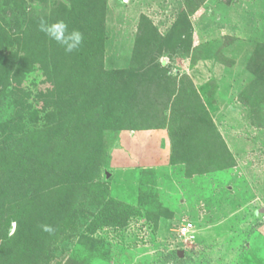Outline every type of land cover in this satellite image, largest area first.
<instances>
[{"label":"rangeland","instance_id":"1","mask_svg":"<svg viewBox=\"0 0 264 264\" xmlns=\"http://www.w3.org/2000/svg\"><path fill=\"white\" fill-rule=\"evenodd\" d=\"M71 1L0 0V150L25 151L14 168L0 151V264H264V0H87L99 34L84 66L38 27ZM143 20L157 30L158 68L194 83L214 124L198 143L222 146L219 158L170 164L168 130H145L148 115L108 127L86 108L65 116L84 91L100 102L105 80L116 100L147 79L148 62L133 63ZM88 124L99 130L90 174L58 149L60 135ZM184 223L188 240L177 236Z\"/></svg>","mask_w":264,"mask_h":264},{"label":"trees","instance_id":"2","mask_svg":"<svg viewBox=\"0 0 264 264\" xmlns=\"http://www.w3.org/2000/svg\"><path fill=\"white\" fill-rule=\"evenodd\" d=\"M79 1V3L78 1H71L70 7L63 6L58 8L53 16L54 18L57 17L59 20H65L69 24L70 29H77L83 33L84 40L82 47L79 51L71 54H66L63 48L51 41L52 49L56 50V53L60 52L59 57L62 56L64 58L63 60L72 63L73 66L92 64V58L94 57L93 50L95 48L94 43H97L96 37L99 34V27L96 24L98 20H96V17H98L99 14L96 11L97 8H94V6H98V4L92 3L91 5V2L88 3L87 0ZM97 39L102 41L103 36ZM89 40L90 42L88 43ZM156 41H158L157 30L152 27L148 20H143L136 36L133 63L137 65V62H148V64L145 63L144 66L148 67L149 73L151 72L147 79L145 81L136 80L134 86L136 89L134 90L133 88L127 95H125V93L123 98H117V101L114 99L117 96L115 92L118 90L108 88L111 82L105 80L103 84L105 94L99 97V100H101L100 102L84 91L79 102L67 107L69 113H66L65 116L72 115L77 117L86 108L84 116H87L89 112V119L94 122L95 116L98 114L99 117L101 116V123L105 127H108L114 125L120 126L123 124H131L132 126L134 118L148 115L149 119L155 124H152L151 127H146L145 130H168L171 146L170 164L175 165L180 162L181 158L187 159L190 153H198L200 151L206 152V155L208 154L211 156L212 154L214 158H219L218 154L222 146L218 148L216 153H210L209 150L211 148L204 147L198 143L201 142L203 144V132L205 133L206 130L213 129L214 124L194 83L187 77L186 80L182 79L177 82V79L168 76L164 68H158V54H155V47L152 46V43ZM26 44L25 50L26 53H28L30 42H26ZM141 49L146 51L143 57ZM148 52H150V56L151 53L154 52L152 58H147ZM60 68L61 66H56L55 71ZM154 69L157 72H154ZM61 78L64 83H67L68 80L66 79L68 78L66 76ZM98 89L96 97L102 94ZM58 91L51 92V94H57ZM92 100L95 101L94 104H92ZM98 103H101V107L97 108ZM80 107L81 109L79 110ZM67 118L72 119L71 117ZM90 126L91 125L88 124L87 127H84V129L80 130L81 132L76 134H72L73 131L69 129L67 133L59 136L60 143L58 146L59 154H61L63 160L74 162L79 168L87 169V174H90L89 167L91 165L88 163L90 162V154L96 147L94 139L97 140V132L99 131H97L96 126H94V129L89 130ZM91 128H93V126H91ZM143 128H145L144 125L140 127V129L144 130ZM77 134H80V137H77ZM183 135H186L185 139H181ZM219 144L222 145L221 142H219ZM0 151L1 156L8 152H10L9 155L11 157L13 156V160H8L6 157V161L11 167L14 168L17 166L16 161H20L22 164L24 163L23 155L25 151L23 147L18 146L14 149L13 147L3 146ZM15 157L17 160L14 159ZM59 164H63V162L60 160ZM22 167L24 168V166ZM79 175L82 176V173ZM0 193H3L1 186ZM62 197L63 193L60 194V199H62ZM13 221L17 222L20 228L21 223H25L24 212L16 214L13 217ZM3 236H6L5 232Z\"/></svg>","mask_w":264,"mask_h":264},{"label":"clouds","instance_id":"3","mask_svg":"<svg viewBox=\"0 0 264 264\" xmlns=\"http://www.w3.org/2000/svg\"><path fill=\"white\" fill-rule=\"evenodd\" d=\"M39 31L44 33L50 40L59 45L66 54H71L80 50L83 45V33L77 29H70L69 24L65 20H57L54 23L41 19L39 23ZM44 232L54 234L55 228L51 225H41Z\"/></svg>","mask_w":264,"mask_h":264},{"label":"built area","instance_id":"4","mask_svg":"<svg viewBox=\"0 0 264 264\" xmlns=\"http://www.w3.org/2000/svg\"><path fill=\"white\" fill-rule=\"evenodd\" d=\"M193 224L192 223H184L181 227H179L177 236L183 240L190 239V236L193 231Z\"/></svg>","mask_w":264,"mask_h":264},{"label":"crops","instance_id":"5","mask_svg":"<svg viewBox=\"0 0 264 264\" xmlns=\"http://www.w3.org/2000/svg\"><path fill=\"white\" fill-rule=\"evenodd\" d=\"M141 132H145V131H141ZM135 133H136V132H135ZM130 139L133 140L132 143H134V144H135V143H136V144L139 143V141H137V140H139V139H138V137H136V135H134V133H133L132 136H130ZM136 141H137V142H136ZM134 144H133V145H134Z\"/></svg>","mask_w":264,"mask_h":264}]
</instances>
